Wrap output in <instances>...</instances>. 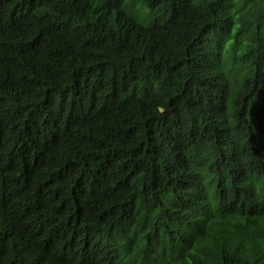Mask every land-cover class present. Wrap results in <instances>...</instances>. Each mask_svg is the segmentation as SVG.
I'll list each match as a JSON object with an SVG mask.
<instances>
[{"label": "trees", "instance_id": "16d2710c", "mask_svg": "<svg viewBox=\"0 0 264 264\" xmlns=\"http://www.w3.org/2000/svg\"><path fill=\"white\" fill-rule=\"evenodd\" d=\"M0 264H264V0H0Z\"/></svg>", "mask_w": 264, "mask_h": 264}]
</instances>
